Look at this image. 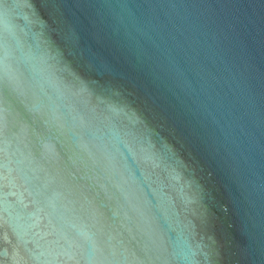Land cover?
<instances>
[{
  "label": "water",
  "instance_id": "1",
  "mask_svg": "<svg viewBox=\"0 0 264 264\" xmlns=\"http://www.w3.org/2000/svg\"><path fill=\"white\" fill-rule=\"evenodd\" d=\"M0 264H264V0H0Z\"/></svg>",
  "mask_w": 264,
  "mask_h": 264
}]
</instances>
